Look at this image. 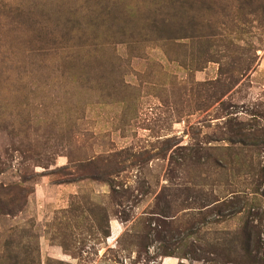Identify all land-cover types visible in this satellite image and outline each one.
<instances>
[{
  "label": "rangeland",
  "instance_id": "obj_1",
  "mask_svg": "<svg viewBox=\"0 0 264 264\" xmlns=\"http://www.w3.org/2000/svg\"><path fill=\"white\" fill-rule=\"evenodd\" d=\"M172 1L0 0V264H264V0Z\"/></svg>",
  "mask_w": 264,
  "mask_h": 264
},
{
  "label": "trees",
  "instance_id": "obj_2",
  "mask_svg": "<svg viewBox=\"0 0 264 264\" xmlns=\"http://www.w3.org/2000/svg\"><path fill=\"white\" fill-rule=\"evenodd\" d=\"M180 2H181V0H179ZM172 3H175V1L173 0L172 1ZM162 7H164V6H162L161 5V10L163 9ZM163 12H164V14L163 15H157V14H153L152 12H147V14H146V22L148 23L147 25L148 26H150L149 28H151V31L152 32H154L155 34H156V36L157 37H159V36H163L165 33H166V30L164 29V27L161 29V30H159L157 27H156V25H158V26H163L165 23L166 24H168V23H170L169 22V18H168V16L170 15V11L169 12H167V8H165V10H162ZM169 17H171V16H169ZM175 17H176V15H175ZM178 37V36H177ZM179 38H181L180 36H179ZM183 38H186V37H183ZM83 163V165L82 166H80V167H85V166H87L88 165V163L89 164H92V162L91 161H89V162H82ZM64 169H66V167H64V168H62V169H60V171L61 170H64ZM94 171V170H93ZM90 172L89 174H85V177H90V178H94V177H96L98 174L96 173V172ZM84 175V174H83ZM4 195H5V193H4ZM1 199H5V198H0V200ZM19 201V200H18ZM11 205H15L14 204V202L13 201H11V198H9V199H6L5 201H0V210L2 209V213L1 214H7V215H9L10 213H12V211H13V208H10L11 207ZM17 206V205H16ZM13 207V206H12ZM15 207V206H14ZM19 209V208H18ZM231 210H234V209H232L231 208ZM106 237H108V235H106ZM247 239V238H246ZM245 241H248L249 242V240L247 239V240H245Z\"/></svg>",
  "mask_w": 264,
  "mask_h": 264
},
{
  "label": "bare ground",
  "instance_id": "obj_3",
  "mask_svg": "<svg viewBox=\"0 0 264 264\" xmlns=\"http://www.w3.org/2000/svg\"><path fill=\"white\" fill-rule=\"evenodd\" d=\"M114 231V230H113Z\"/></svg>",
  "mask_w": 264,
  "mask_h": 264
}]
</instances>
